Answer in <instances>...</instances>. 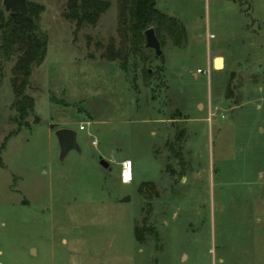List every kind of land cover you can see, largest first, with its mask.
Returning a JSON list of instances; mask_svg holds the SVG:
<instances>
[{"label": "rangeland", "instance_id": "obj_1", "mask_svg": "<svg viewBox=\"0 0 264 264\" xmlns=\"http://www.w3.org/2000/svg\"><path fill=\"white\" fill-rule=\"evenodd\" d=\"M27 1L49 44L21 122L0 59V264H264V0H159L184 44L162 32L163 62L145 35L126 66L106 57L120 0L96 26Z\"/></svg>", "mask_w": 264, "mask_h": 264}, {"label": "trees", "instance_id": "obj_2", "mask_svg": "<svg viewBox=\"0 0 264 264\" xmlns=\"http://www.w3.org/2000/svg\"><path fill=\"white\" fill-rule=\"evenodd\" d=\"M159 0H120L121 46L112 39L106 49V57L111 62L121 61L124 66L131 54H143L145 32L153 28L160 41V34L167 32L176 46L184 44L186 30L179 20L161 12L157 8ZM106 0H68L65 17L77 22L78 26L87 23L96 26L101 17L110 9ZM29 14L7 13L0 0V59L15 61L12 68L11 84L15 95L12 104L24 121L35 110V99L27 93L34 68L41 66L47 57L49 38L41 32L39 20L45 11L44 6L29 3ZM161 43V41H160ZM162 47V43H161ZM143 193L144 190L142 189ZM139 241H144L140 229L135 230Z\"/></svg>", "mask_w": 264, "mask_h": 264}, {"label": "water", "instance_id": "obj_3", "mask_svg": "<svg viewBox=\"0 0 264 264\" xmlns=\"http://www.w3.org/2000/svg\"><path fill=\"white\" fill-rule=\"evenodd\" d=\"M3 6L7 13L10 12H21L24 15L29 14L28 1L27 0H3ZM146 35V46L150 49L155 50L157 56L164 62L165 58L163 55L161 43L153 28L148 29L145 32ZM60 147H61V159H65L72 150H79V144L77 142V132L72 129H60L56 132ZM102 165L108 167L105 161H102Z\"/></svg>", "mask_w": 264, "mask_h": 264}, {"label": "built area", "instance_id": "obj_4", "mask_svg": "<svg viewBox=\"0 0 264 264\" xmlns=\"http://www.w3.org/2000/svg\"><path fill=\"white\" fill-rule=\"evenodd\" d=\"M85 126H81L80 127V130H85ZM93 145L94 146H97L98 145V142L97 140H94L93 141ZM133 168H134V165H133V162L131 160H126V161H123L121 163V174H120V178H121V182L125 185H129L131 183H133V180H134V172H133ZM126 173H130V178L126 179L125 177V174Z\"/></svg>", "mask_w": 264, "mask_h": 264}, {"label": "bare ground", "instance_id": "obj_5", "mask_svg": "<svg viewBox=\"0 0 264 264\" xmlns=\"http://www.w3.org/2000/svg\"><path fill=\"white\" fill-rule=\"evenodd\" d=\"M215 63H216V68L217 69H223V67H224V61H223L222 58L216 59Z\"/></svg>", "mask_w": 264, "mask_h": 264}, {"label": "crops", "instance_id": "obj_6", "mask_svg": "<svg viewBox=\"0 0 264 264\" xmlns=\"http://www.w3.org/2000/svg\"><path fill=\"white\" fill-rule=\"evenodd\" d=\"M216 57H217V56H214V58H213L214 61H215ZM218 58H222V59H223V61H224V67H225V66H226V63H225V59H224V57L220 55V57H218ZM77 136H78V134H77ZM133 172H134V168H133ZM133 181H134V180H133Z\"/></svg>", "mask_w": 264, "mask_h": 264}, {"label": "snow or ice", "instance_id": "obj_7", "mask_svg": "<svg viewBox=\"0 0 264 264\" xmlns=\"http://www.w3.org/2000/svg\"><path fill=\"white\" fill-rule=\"evenodd\" d=\"M126 179L130 178V173L125 174Z\"/></svg>", "mask_w": 264, "mask_h": 264}]
</instances>
